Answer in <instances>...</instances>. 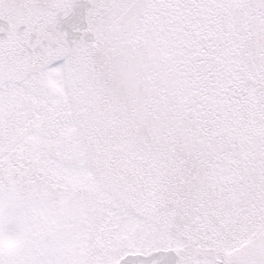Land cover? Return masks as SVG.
I'll return each instance as SVG.
<instances>
[{"label": "snow or ice", "instance_id": "6c2138e0", "mask_svg": "<svg viewBox=\"0 0 264 264\" xmlns=\"http://www.w3.org/2000/svg\"><path fill=\"white\" fill-rule=\"evenodd\" d=\"M0 264H264V0H0Z\"/></svg>", "mask_w": 264, "mask_h": 264}]
</instances>
